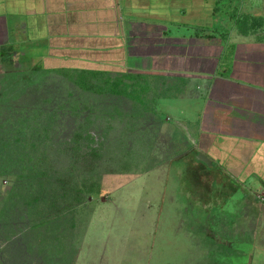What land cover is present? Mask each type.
I'll use <instances>...</instances> for the list:
<instances>
[{
    "label": "crops",
    "instance_id": "0c3cea01",
    "mask_svg": "<svg viewBox=\"0 0 264 264\" xmlns=\"http://www.w3.org/2000/svg\"><path fill=\"white\" fill-rule=\"evenodd\" d=\"M216 1L0 0V52L11 46V63L36 71L152 76L188 93L162 96L156 109L189 135L194 164L178 173H204L209 198L172 214L223 251H187L199 263L213 252L224 264H264V32L219 36ZM227 252L236 260L226 263Z\"/></svg>",
    "mask_w": 264,
    "mask_h": 264
},
{
    "label": "rangeland",
    "instance_id": "374dc122",
    "mask_svg": "<svg viewBox=\"0 0 264 264\" xmlns=\"http://www.w3.org/2000/svg\"><path fill=\"white\" fill-rule=\"evenodd\" d=\"M215 5L214 32L219 36L232 41L245 33L261 35V32H264V0H260V4L259 0H217ZM8 47L11 46L7 45L2 53L0 52V103L6 98L20 99L27 96L25 91L30 95L32 93L40 95L44 89L45 92H57L59 86H62L59 92L71 95L72 100L80 103L79 108L83 109L82 113L85 114L87 110L85 108L94 105L97 107V103L103 100L104 93L101 94L100 89L110 86L115 77L108 74L106 78L100 76L91 78L87 73L79 71L55 72L42 77V80L38 78L42 88L38 91L34 81L37 74L35 65H29L22 59L19 64L14 61L11 63L12 57L16 58L17 55L13 56L12 48L7 49ZM135 80L136 82L127 81L130 89L127 90L128 95L121 96L125 103L121 112H129L133 104L139 107L147 106L153 110L154 115L149 113L146 119L138 121L144 124L162 123L160 134L156 137L158 142L156 150L149 152L145 146L143 147L146 162L135 171L137 173L102 175L98 193L85 197L81 204L70 212L71 214L67 216L68 227L60 234L59 243L65 247L63 261L54 252H49L46 247L39 245V241L28 230L30 220L23 217L25 208L20 203L16 204L9 210L6 218H0V264H206L195 262L194 256L189 255L187 250L192 252L197 248L218 253L223 251L216 243L208 244L206 242L208 239H204L207 236H200L196 231V234L190 233L188 224L184 220H175L176 215L172 214L184 204H186L184 207H187L190 203L194 204L197 199L208 197L204 173L195 175L190 167H187L185 172L178 173L180 166H191L194 161L193 155L188 156L187 152H178L175 149L176 144L172 142V136L175 131L182 132L190 149L192 146L189 144V135L181 126H172L173 123H169L170 121L165 119L166 116L156 109L159 99H168L160 98L162 96L178 98L179 95L189 97V94H179L171 89L167 92L165 89L169 85L157 77L143 76ZM82 86L86 87L87 91ZM64 106L68 107L66 104ZM65 114L63 112V115ZM63 115H59V130L63 132L60 139L62 141L68 139L69 127L67 129L66 127L69 124L71 126L73 122L71 115ZM82 117L83 114L79 120ZM164 122L170 126L166 125V128ZM120 127L122 125H119ZM100 133L99 130L94 132L93 141L82 140L83 146L96 147L100 141L98 140ZM57 140L53 148L62 143ZM98 153L104 156L107 151ZM103 156L102 159L106 160ZM140 160H143L142 157H137L136 162ZM100 164L102 168L117 167L102 160ZM157 166L163 168L156 169ZM38 169L39 172L43 171L41 168ZM12 181V177L0 176V212L6 204L7 191ZM163 191L166 193L165 197L162 195L159 197ZM163 211L168 214L162 215ZM220 232L224 235V232ZM217 238L228 243L223 245L227 246V250L237 246V242L229 243L233 239L231 236L220 235ZM208 257L211 258L210 262L218 264L222 256L212 252ZM235 260L236 257L229 254L225 258L226 263Z\"/></svg>",
    "mask_w": 264,
    "mask_h": 264
},
{
    "label": "trees",
    "instance_id": "16d2710c",
    "mask_svg": "<svg viewBox=\"0 0 264 264\" xmlns=\"http://www.w3.org/2000/svg\"><path fill=\"white\" fill-rule=\"evenodd\" d=\"M35 72L34 81L39 91L42 88L38 78L42 80V77L62 71L42 69ZM81 72L91 78L108 77L103 72ZM141 77L129 74L115 76L110 86L100 89V93H104L103 100L97 103V107L85 108V114L79 108L80 103L72 100L71 95L59 92L62 86L57 92H45L44 89L40 95H30L25 91L27 96L6 98L0 103V176H9L13 180L0 218H6L9 210L20 203L25 208L23 217L30 220L29 232L33 233L39 245L54 252L62 261L65 247L59 243L60 234L68 227L70 212L85 197L98 193L102 175L137 173L135 171L146 162L143 147L149 152L157 148L156 137L160 134L162 123L144 124L138 121L146 119L149 113L154 115L153 110L133 104L129 112H121L125 105L121 96L128 95L127 90L130 89L127 81L136 82L135 79ZM82 87L87 91L86 87ZM63 112L66 114L63 115ZM61 114L73 117L71 126L66 127H69L68 139L63 141L60 140L63 132L59 130ZM119 125L122 127L119 128ZM98 130L101 135L96 147L83 146L82 140L93 141L94 132ZM56 139L62 143L53 148ZM172 142L178 152L189 149L179 130L174 132ZM103 150L107 151L104 156L98 153ZM137 157L143 160L136 162ZM100 160L117 167L102 168ZM38 168L43 171L39 172ZM125 168L129 170H122Z\"/></svg>",
    "mask_w": 264,
    "mask_h": 264
},
{
    "label": "water",
    "instance_id": "95a60500",
    "mask_svg": "<svg viewBox=\"0 0 264 264\" xmlns=\"http://www.w3.org/2000/svg\"><path fill=\"white\" fill-rule=\"evenodd\" d=\"M196 160H198V161H200L202 163H205V164H209L210 163V162H208L206 157L203 154H201V153L196 155Z\"/></svg>",
    "mask_w": 264,
    "mask_h": 264
}]
</instances>
